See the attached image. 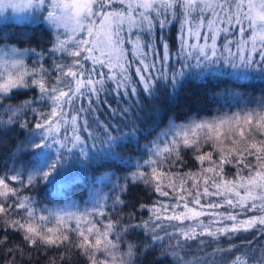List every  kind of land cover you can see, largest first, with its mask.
<instances>
[{
  "label": "snow or ice",
  "instance_id": "1",
  "mask_svg": "<svg viewBox=\"0 0 264 264\" xmlns=\"http://www.w3.org/2000/svg\"><path fill=\"white\" fill-rule=\"evenodd\" d=\"M21 7L46 30L0 31V264H264V96L167 111L189 79L264 80V0H0ZM104 157L124 168L83 207L38 198Z\"/></svg>",
  "mask_w": 264,
  "mask_h": 264
},
{
  "label": "trees",
  "instance_id": "2",
  "mask_svg": "<svg viewBox=\"0 0 264 264\" xmlns=\"http://www.w3.org/2000/svg\"><path fill=\"white\" fill-rule=\"evenodd\" d=\"M42 30H46V26L42 23L19 22V21H1L0 31L13 38V40L23 41L25 34L40 35ZM20 46V45H18ZM27 47L28 44L24 43ZM230 71V70H229ZM250 72L254 70L249 69ZM255 75H259L255 72ZM239 93L243 100L234 98L233 93ZM264 96V80L255 78L247 81H236L228 76H208L204 79L186 80L181 89L180 102L167 109L169 114H176L183 117L185 113L196 112L201 117H212L233 112H238L241 108L255 107L253 101ZM115 103L114 100L109 101ZM106 111V110H105ZM108 118V117H102ZM178 123L180 120L177 121ZM151 121H149V124ZM147 128L148 124L141 125ZM163 127V125H161ZM154 135V133H153ZM152 139V136H148ZM143 143V141H141ZM119 152L126 155L132 149L125 143L119 149ZM138 155V153H135ZM124 165L118 160L111 158H97L94 162H90L86 167H82L78 163H73L61 172L65 176L68 175L66 182L61 186L44 182L38 190V198L49 207H64L67 202L75 201L83 207L88 202L92 186L104 173H115L120 175ZM56 181V180H55ZM59 192V195L53 194V189ZM107 191V189H105ZM141 197L145 196L140 190H137ZM158 195V194H157ZM163 199V198H161Z\"/></svg>",
  "mask_w": 264,
  "mask_h": 264
},
{
  "label": "rangeland",
  "instance_id": "3",
  "mask_svg": "<svg viewBox=\"0 0 264 264\" xmlns=\"http://www.w3.org/2000/svg\"><path fill=\"white\" fill-rule=\"evenodd\" d=\"M18 2L22 3V0H18ZM31 10L25 7H21L18 10L7 9L4 12H0V22L1 21H19V22H33L31 16ZM68 175L64 177L63 174L56 175L54 177L55 184L61 186V183L66 182ZM59 208V207H54Z\"/></svg>",
  "mask_w": 264,
  "mask_h": 264
}]
</instances>
